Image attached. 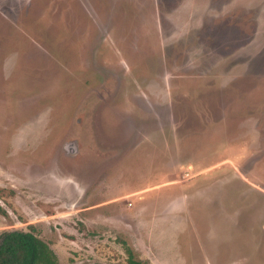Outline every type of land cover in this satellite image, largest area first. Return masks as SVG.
<instances>
[{
    "label": "rangeland",
    "instance_id": "374dc122",
    "mask_svg": "<svg viewBox=\"0 0 264 264\" xmlns=\"http://www.w3.org/2000/svg\"><path fill=\"white\" fill-rule=\"evenodd\" d=\"M59 264H264V0H0V231Z\"/></svg>",
    "mask_w": 264,
    "mask_h": 264
},
{
    "label": "trees",
    "instance_id": "16d2710c",
    "mask_svg": "<svg viewBox=\"0 0 264 264\" xmlns=\"http://www.w3.org/2000/svg\"><path fill=\"white\" fill-rule=\"evenodd\" d=\"M126 264H150L135 258L128 249ZM0 264H59L58 256L50 244L29 230L14 228L0 231Z\"/></svg>",
    "mask_w": 264,
    "mask_h": 264
}]
</instances>
